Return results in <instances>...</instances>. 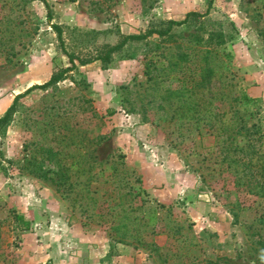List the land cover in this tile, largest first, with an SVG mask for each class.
Here are the masks:
<instances>
[{
    "label": "rangeland",
    "instance_id": "rangeland-1",
    "mask_svg": "<svg viewBox=\"0 0 264 264\" xmlns=\"http://www.w3.org/2000/svg\"><path fill=\"white\" fill-rule=\"evenodd\" d=\"M207 7L106 65L63 54L90 59ZM65 68L0 127V264H264L259 175L237 186L208 135L240 115L264 132V0H0V117ZM136 224L135 241L107 237Z\"/></svg>",
    "mask_w": 264,
    "mask_h": 264
},
{
    "label": "trees",
    "instance_id": "trees-1",
    "mask_svg": "<svg viewBox=\"0 0 264 264\" xmlns=\"http://www.w3.org/2000/svg\"><path fill=\"white\" fill-rule=\"evenodd\" d=\"M116 1V0H113ZM96 2V1H95ZM210 1L208 2L209 6ZM45 4V3H44ZM97 4V3H94ZM99 6H97L98 8ZM100 8V7H99ZM207 9L206 11L202 14L195 13V12H188L184 15L182 20L179 21H172L168 20L165 24V29L162 31H157L154 29H148L142 34H130V35H125V36H120V39L118 40L117 43L111 46H106L104 49H101L100 52L95 53L94 57H91L90 59H80L76 56H73L71 54L66 53L63 51V54L66 56L67 61L70 63V69L73 68V61H76L79 65H84L87 63H90L92 61H98L102 65H106L110 62L111 60V55L115 52H118L125 46V44L134 42V41H141L143 39H146L147 37H150L151 35H156L158 37L166 36L170 33V31L174 27H180L184 24H186L189 20L190 17H196L202 18L207 14ZM49 13L47 15V19H49ZM57 39L60 40V30L57 26L51 25ZM69 68L62 69L58 71L55 74H52L50 78L44 82L41 85H33L29 88H27L22 94L16 96L11 105L6 109V111L3 113V115L0 117V127L6 123L10 116V112L13 109V105L18 97H21L28 92L36 89H43L46 88L60 80L63 74L66 72L70 71ZM223 113L219 115L221 117ZM197 118V117H195ZM231 118V117H230ZM264 132H259V128L255 124H250L247 126V122L243 119V116H237L236 118L233 119L231 127L227 128H220L216 131H214L213 134H208L209 136H213L216 140L214 141V147L217 149L218 148V153L220 155V161L222 163H226L225 168L226 169H231L234 174L237 176L236 177V182L235 184L237 186H248L249 181H251V174H258L259 177L258 179L254 182L252 188H258V191L255 192V195H258L260 197H264V153L262 152L264 147L261 148V145L264 143V141L260 138ZM101 138L96 137V141H99ZM254 144H257L255 147ZM47 153H49V150H46ZM260 152V153H259ZM74 168L79 169L81 171V167L77 166L74 163ZM81 173V172H80ZM245 178V179H244ZM241 181V182H240ZM79 199L77 201V208L82 210L85 207H88L89 203H85L82 205L81 200L82 196L79 194ZM75 197L74 196V200ZM80 200V201H79ZM105 202V201H104ZM103 202V203H104ZM96 201L91 202V204H95ZM99 205L102 206V203H99ZM109 207V206H107ZM102 209L101 213H99L97 216L98 217H103L106 214H109V218L112 217L115 213H113L111 210L108 208ZM93 209V208H92ZM131 209H129L130 211ZM137 210V209H135ZM86 211V208L85 210ZM134 211V210H133ZM148 217H147V222L145 224H142L143 226H149L152 229L153 226V219H154V210H150ZM83 213V211H82ZM120 213H123V216L121 218L123 219H129V220H134L136 218L134 217H126L125 215L128 214V211H126L123 208H120L119 211L115 214L116 216H120ZM12 214V219L16 223V226L20 228V230H27L29 228V222L24 220L21 215L11 213ZM89 216H92L90 213ZM138 222L141 221V219H136ZM263 222V221H262ZM139 225L136 224V226L133 227H128L126 225H110L107 227L109 230V233L107 234V237L109 239H113L116 242H122L124 240V236L128 234L130 237L133 238L135 241L136 238L138 237L139 234ZM128 237V239L130 238Z\"/></svg>",
    "mask_w": 264,
    "mask_h": 264
}]
</instances>
